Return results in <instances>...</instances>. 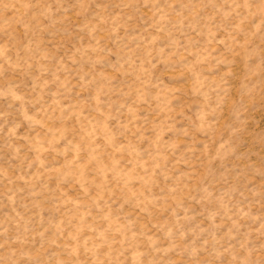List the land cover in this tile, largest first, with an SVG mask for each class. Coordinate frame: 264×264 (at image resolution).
Segmentation results:
<instances>
[{"label": "rangeland", "instance_id": "374dc122", "mask_svg": "<svg viewBox=\"0 0 264 264\" xmlns=\"http://www.w3.org/2000/svg\"><path fill=\"white\" fill-rule=\"evenodd\" d=\"M0 264H264V0H0Z\"/></svg>", "mask_w": 264, "mask_h": 264}]
</instances>
